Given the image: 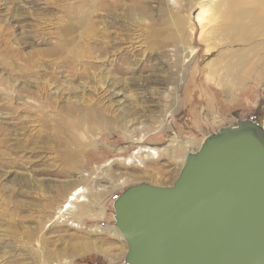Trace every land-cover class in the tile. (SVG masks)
I'll list each match as a JSON object with an SVG mask.
<instances>
[{
	"label": "rangeland",
	"instance_id": "374dc122",
	"mask_svg": "<svg viewBox=\"0 0 264 264\" xmlns=\"http://www.w3.org/2000/svg\"><path fill=\"white\" fill-rule=\"evenodd\" d=\"M189 1L0 0V264H124L114 202L126 188L171 185L184 165L175 146L192 143L193 154L240 121L264 128V91L251 83L264 47L235 58L264 34L245 41L227 27L249 20L244 8L263 17L264 0ZM135 7L145 10L137 24ZM70 13L87 15L74 33ZM85 110L100 119L77 123ZM146 134L165 146L158 160L133 155L130 140ZM79 188L85 200L58 219ZM96 206L107 208L102 221L88 218ZM91 240L92 252L74 245Z\"/></svg>",
	"mask_w": 264,
	"mask_h": 264
},
{
	"label": "water",
	"instance_id": "95a60500",
	"mask_svg": "<svg viewBox=\"0 0 264 264\" xmlns=\"http://www.w3.org/2000/svg\"><path fill=\"white\" fill-rule=\"evenodd\" d=\"M114 211L124 264H264V128L208 137L171 185L134 184Z\"/></svg>",
	"mask_w": 264,
	"mask_h": 264
},
{
	"label": "bare ground",
	"instance_id": "6f19581e",
	"mask_svg": "<svg viewBox=\"0 0 264 264\" xmlns=\"http://www.w3.org/2000/svg\"><path fill=\"white\" fill-rule=\"evenodd\" d=\"M5 1V0H4ZM84 2V1H83ZM99 6V5H98ZM75 10H77V9H75ZM80 10V9H79ZM79 10L77 11V12H79ZM249 10V9H248ZM71 12V11H70ZM75 12V11H74ZM85 12V11H84ZM131 12V13H130ZM129 13H128V15H130L131 14V16H132V18H130V19H132L133 20V22L134 23H136L137 21L138 22H140L139 20H142L143 19V16H144V12H145V10H143V9H140L139 7H135L132 11H130ZM253 13H254V11L253 10H250V11H245V13L244 14H242V15H244V16H246V18H248L249 17V20L246 22V23H232L231 25H227V27H228V32H230V35H233V34H239L238 36L240 37V39H242V40H244L247 36H249V35H252V33H250V32H255L257 35L258 34H261V33H263L264 34V16L263 17H254V15H253ZM264 13V12H263ZM79 14H80V12H79ZM78 14V15H79ZM86 14V13H85ZM85 14H83L82 16H80V17H78L77 19L75 18V19H73V16L71 15V13H70V15L72 16V18L71 19H73L72 21H71V23H70V25H69V22H68V25H67V27H68V29H67V32H72V33H74L75 32V30H76V28H75V26L74 25H81V27H79V29L80 28H82V26L84 25V22L87 20H84L85 19V17L87 16H85ZM77 15V16H78ZM135 16H139L138 18H139V20L138 19H136V18H134ZM256 16V15H255ZM70 17V16H69ZM250 17H252V18H250ZM160 19V18H159ZM162 20V19H161ZM64 21V20H63ZM68 21V20H67ZM132 22V23H133ZM66 23V22H65ZM174 23H175V26L177 27V25H178V21H174ZM137 24V23H136ZM140 24V23H139ZM164 24V23H163ZM162 24V25H163ZM87 25V24H86ZM85 25V26H86ZM172 25V24H171ZM181 25V24H180ZM66 26V25H65ZM179 26V25H178ZM152 27V26H151ZM165 27V26H164ZM142 28V27H141ZM167 28V27H166ZM175 28V27H174ZM179 28V27H178ZM183 28V27H182ZM66 29V28H65ZM78 29V28H77ZM87 29V28H86ZM148 29V28H147ZM151 29V28H150ZM153 30H154V28H152ZM164 29V28H163ZM173 29V28H172ZM175 29H177V28H175ZM180 29V28H179ZM153 30H152V32H153ZM62 31V30H61ZM63 31H64V29H63ZM87 31V30H86ZM148 31V30H147ZM156 31V30H155ZM158 31H159V29H158ZM161 31H162V29H161ZM165 31H167V30H165ZM171 31V30H170ZM175 31H177V30H175ZM175 31H173V32H175ZM66 31H64L63 33H65ZM172 32V31H171ZM178 32V31H177ZM177 32H175V33H177ZM228 32H227V34H228ZM86 33V32H85ZM88 33V32H87ZM180 34L182 33V32H179ZM66 34V33H65ZM64 34V35H65ZM71 34V33H70ZM153 34V33H152ZM69 35V34H68ZM75 35V34H74ZM85 35V34H84ZM87 35V34H86ZM255 35V34H254ZM92 36V35H91ZM153 36V35H152ZM163 36V35H162ZM165 36H166V34H165ZM168 36V35H167ZM166 36V37H167ZM182 36V35H181ZM253 36V35H252ZM252 36H249V37H251L252 38ZM262 36V35H261ZM89 38H91L90 36H88ZM88 37H86V38H88ZM156 37V36H155ZM155 37H151V35H150V42H149V44H152V43H154L153 44V46L154 45H156L155 43H156V38ZM255 37H257V36H255ZM84 38V37H83ZM147 38V37H146ZM250 38V39H251ZM171 39H173V41H175V40H180L181 39V37H180V35H172V38ZM230 39H233V37L232 38H230ZM250 39H245V41H247V40H250ZM264 39V38H263ZM168 40V39H167ZM74 41V40H73ZM82 41V40H81ZM170 41V40H169ZM78 42V41H77ZM160 42V41H159ZM158 42V43H159ZM176 42V41H175ZM69 42H67V44H68ZM73 43V42H72ZM245 43V42H244ZM70 44H71V42H70ZM80 44V43H79ZM246 44V43H245ZM74 45V44H73ZM248 45V44H247ZM246 45V46H247ZM74 46H76V45H74ZM79 46V45H78ZM77 46V47H78ZM249 46V45H248ZM250 46L251 47H249V48H246V49H241L240 48V50H239V52H236V54H238L235 58L239 61V62H241V61H243L247 56H249V54H251V53H253L254 55H255V53H256V50H257V48L258 49H260V50H258V51H261V50H263V47H264V40L261 42V43H255V45L253 44V43H251L250 44ZM78 48H80V47H78ZM83 50V49H82ZM81 50V51H82ZM231 50H232V48H231ZM242 53H241V52ZM257 51V52H258ZM223 52V51H222ZM221 52V53H222ZM262 54V53H261ZM223 55H224V57H226V52L224 53L223 52ZM228 58H229V55H228ZM262 64H264V62H262ZM262 64H260V63H256L255 62V65H254V67H253V75L254 74H256L259 70H260V65H262ZM231 66H232V68L231 69H233V64H231ZM225 67H226V65H225ZM264 67V66H263ZM236 68V66H234V69ZM263 69V68H262ZM246 71H247V73L246 74H248L249 73V68L248 69H246ZM252 71V70H251ZM244 80H246V77H245V79H242V81H244ZM136 112V111H135ZM93 113H97V111L95 112V111H92V110H85V111H83L82 113H80L79 114V116L76 118L77 119V123H79V124H81L82 122H84V121H86V120H92V121H94V120H99L100 119V115L99 114H93ZM133 114V113H132ZM133 116V115H132ZM96 118V119H95ZM106 120V119H105ZM129 122V121H128ZM124 123H126V122H124ZM162 124V123H161ZM127 125V124H126ZM164 125V123L161 125V126H163ZM236 125V124H235ZM128 126V125H127ZM137 129H142V127H137ZM136 130V129H135ZM149 132V131H148ZM147 132V133H148ZM146 140H147V134L146 135H141L139 138H132L131 140H130V142L133 144V143H136V145L137 144H140V146H139V149H138V151L137 152H135L133 155H138V154H140V153H142V154H148L149 156H151L152 157V159H154V160H158L159 158H160V152L161 151H163V149H164V147L165 146H152V145H150V144H146ZM184 144V143H183ZM181 145V146H180ZM179 146H175L174 147V150H175V153H178L177 155H180V159H181V161L183 162V164H185V161H186V158H187V156H188V151H189V149L191 150V151H194L195 149H196V147H194V145L191 143V144H189V146L188 145H186V144H184V145H182V144H180ZM203 145V144H202ZM202 145H201V147H202ZM200 147V148H201ZM200 150V149H199ZM198 150V151H199ZM197 151V152H198ZM197 152H195V153H197ZM195 153H193V154H195ZM172 154V153H171ZM144 156V155H143ZM145 157V156H144ZM142 159L144 160V158L142 157ZM130 163V162H129ZM178 163H179V161H178ZM182 164V163H181ZM140 166H142L143 167V165L142 164H139ZM179 166V165H178ZM182 166H184V165H182ZM183 168V167H182ZM181 168V169H182ZM136 175V174H135ZM133 176V175H132ZM131 176V177H132ZM134 177V176H133ZM131 179V178H130ZM177 179V178H176ZM129 180V179H128ZM143 180V179H142ZM120 181V180H119ZM126 182H124L123 184H125ZM108 188H111V187H108ZM103 191V189H102V186H99V188L97 189V192H102ZM85 192H86V190L84 189V188H79L78 190H76L72 195H71V197H70V199L69 200H67L66 201V203H65V207L63 206L61 209H60V212H59V215H58V219L59 218H61L62 217V219H66V218H69L70 216L68 215V214H66L70 209H72L73 208V203H74V201H78V202H83L84 200H85V198L83 197V195L85 194ZM94 194L95 195H99L100 193H95L94 192ZM97 208H98V211L96 212V213H94L93 215H89L88 216V218L89 219H91V220H95V221H102L103 219H104V212H106V210H107V208H105V207H98V206H96ZM80 218V217H79ZM69 224H71V225H73L74 227H79L78 225H76V224H74L73 222H71V223H69ZM109 234L112 236V237H117V238H119L120 237V239H122V237H121V235H120V233H117L116 231H114V230H111V231H109ZM88 241V240H87ZM85 242V241H82V242H80V241H78V242H76L74 245H75V247H76V245H78V247H80V250H79V252L80 253H86V252H92V251H94V250H96V248L98 247L97 245H96V243H95V241H89V242ZM80 242V244H78ZM101 244V243H100ZM99 244V245H100ZM104 246V245H103ZM107 246V245H106ZM78 247H76V248H78ZM100 247V246H99ZM66 248L68 249V247L66 246ZM74 248V247H73ZM105 248V250H111L112 249V247H111V249H109V248H106V247H104ZM74 250V249H73ZM73 250H71V251H73ZM104 250V249H103ZM61 251H62V249H61ZM63 251H67L66 249H64ZM56 252H59V251H56ZM99 252V251H98ZM104 252V251H103ZM111 252V251H110ZM68 253V252H67ZM66 253V254H67ZM44 254V253H43ZM79 254V253H78ZM77 254V255H78ZM104 254V253H103ZM107 254V253H106ZM55 256H56V254H54ZM105 255V254H104ZM43 256V255H42ZM45 256V255H44ZM49 257V256H48ZM48 257H46V258H48ZM57 257V256H56ZM65 257V256H64ZM107 257V256H106ZM110 257V256H109ZM53 259V258H52ZM110 259V258H109ZM62 263V262H61ZM64 264V263H63Z\"/></svg>",
	"mask_w": 264,
	"mask_h": 264
},
{
	"label": "crops",
	"instance_id": "0c3cea01",
	"mask_svg": "<svg viewBox=\"0 0 264 264\" xmlns=\"http://www.w3.org/2000/svg\"><path fill=\"white\" fill-rule=\"evenodd\" d=\"M197 2V3H201V4H205V5H211L212 4V2H210V1H212V0H190L189 2H190V5H191V7L193 6V2ZM249 5H251V6H257V2H255L254 3V5L251 3H248ZM181 5H182V7H184V5H183V3L181 2ZM195 5V4H194ZM185 6H189V5H185ZM258 10V8H250V7H248L247 9L246 8H244V10ZM264 9V8H263ZM262 64V63H261ZM264 64H262V65H260V70L256 73V74H254V76L255 77H258L257 79L259 80H257V82H253V81H251V83H253V84H255L256 86H257V88L260 90V91H264ZM263 68V69H262ZM249 74L251 75L252 73H250L249 72ZM258 83H260L261 84V86L258 84Z\"/></svg>",
	"mask_w": 264,
	"mask_h": 264
},
{
	"label": "flooded vegetation",
	"instance_id": "af4514ba",
	"mask_svg": "<svg viewBox=\"0 0 264 264\" xmlns=\"http://www.w3.org/2000/svg\"><path fill=\"white\" fill-rule=\"evenodd\" d=\"M235 124H237V123H235ZM235 124H234V125H235Z\"/></svg>",
	"mask_w": 264,
	"mask_h": 264
}]
</instances>
